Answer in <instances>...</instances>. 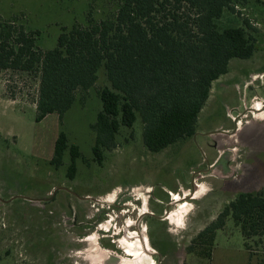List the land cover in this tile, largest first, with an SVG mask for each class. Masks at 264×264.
Wrapping results in <instances>:
<instances>
[{
	"label": "rangeland",
	"instance_id": "rangeland-1",
	"mask_svg": "<svg viewBox=\"0 0 264 264\" xmlns=\"http://www.w3.org/2000/svg\"><path fill=\"white\" fill-rule=\"evenodd\" d=\"M108 1L0 0V21L13 19L16 27L38 31L36 45L47 51L61 28L85 24L90 8L99 20L111 6ZM243 13L255 21L251 7ZM241 62L246 61L232 60L229 68L238 69ZM260 70L264 63L247 69ZM107 85L101 69L94 86L76 94L61 126L56 115L36 123L38 80L0 70V264H182L184 247L227 203L239 193L264 189V122L258 123L264 121V101L249 102L239 114L223 109L232 121L209 123L208 129L219 127L209 147L190 138L151 154L137 120L132 129L119 130L116 147L99 166L91 151V125L101 110L97 91ZM252 91L264 96L257 85ZM59 130L80 153L72 180L65 176L67 153L62 167L47 164ZM189 149L192 154L174 155ZM196 153L199 165L192 159ZM18 196L30 200L12 199ZM167 202L171 209L163 224L140 220L141 213H156ZM250 244L246 251L238 228L227 219L212 242V261L264 264V243Z\"/></svg>",
	"mask_w": 264,
	"mask_h": 264
},
{
	"label": "trees",
	"instance_id": "trees-1",
	"mask_svg": "<svg viewBox=\"0 0 264 264\" xmlns=\"http://www.w3.org/2000/svg\"><path fill=\"white\" fill-rule=\"evenodd\" d=\"M96 20L61 28L53 49L36 45L38 31L15 20L0 21V70L38 80L35 122L55 114L61 126L78 92L90 90L102 69L108 83L97 91L101 110L91 125L93 161L116 147L121 128L141 124L144 149L157 154L192 138L212 82L231 60H248L256 49L257 23L243 11L259 0H109ZM232 17H225V14ZM69 156L66 178L80 158L59 130L53 157L58 169ZM227 219L238 228L246 251L264 243V189L237 194L192 243L209 244ZM252 254V253H251ZM251 256V255H250Z\"/></svg>",
	"mask_w": 264,
	"mask_h": 264
},
{
	"label": "crops",
	"instance_id": "crops-1",
	"mask_svg": "<svg viewBox=\"0 0 264 264\" xmlns=\"http://www.w3.org/2000/svg\"><path fill=\"white\" fill-rule=\"evenodd\" d=\"M259 1L264 3V0H259ZM262 8H264V5L262 6L258 5L257 8H252L253 13L255 14L256 17L255 22L259 26L257 27L258 33L256 38L257 39L256 49L253 56L248 60H239L246 62H241L240 64H237L239 66L238 69H233L232 67L228 68V72L225 75L219 77L217 80L212 82L209 91V97L205 103V106L203 107V109L199 114L198 122H197L196 135L198 137H204V138H197L195 141L193 140V144L195 142H198V140H201L200 141L201 144L199 143L200 145L204 147H209V141L213 138V136L205 137L204 135L207 136L208 134H210L211 131H217L219 127L217 126L218 128H216L214 126L208 129L207 126L210 125L215 120L216 121L218 120L217 122L221 123L220 125L222 126L226 125L224 124L226 120L227 122L232 121V119L230 120L229 118H227V116L224 115V113L222 112V110L225 109L226 107H228L229 109L231 108L234 112L239 114L242 106L245 107L244 109H249L246 107V105L249 102H254V101L258 102L259 99L261 101H264V96H257L252 91V87L254 85H257L261 89H264V79L259 80V77L261 75H264V70H260L259 72L247 71V69L261 66L262 63H264V12H261L259 10ZM253 77L256 78L258 77V79H255ZM261 122L264 121L261 120L258 123ZM204 126L205 128L201 130V128H203ZM13 140L14 143H16L17 141L16 137H13ZM206 140H208V142ZM180 151H181L180 153L174 155L187 156L189 152L191 154L193 153V151L191 152L190 149L188 151L187 150L186 151L180 150ZM197 154L198 153H196V155L193 154V156L191 155L192 159L195 156L197 160V156H198ZM42 161H48V160L43 159ZM196 163L199 165L198 160L196 161ZM179 189H181V187H179Z\"/></svg>",
	"mask_w": 264,
	"mask_h": 264
},
{
	"label": "flooded vegetation",
	"instance_id": "flooded-vegetation-1",
	"mask_svg": "<svg viewBox=\"0 0 264 264\" xmlns=\"http://www.w3.org/2000/svg\"><path fill=\"white\" fill-rule=\"evenodd\" d=\"M236 125V121H234ZM214 131H211L210 134L205 137L214 136ZM197 138H204V137H198L195 134L192 136V140H196ZM208 142V140H206ZM190 188H192V185H190ZM66 192V191H65ZM68 194H71L69 192H66ZM77 199H81L80 197H77ZM173 204V203H172ZM171 203H165L163 208H160V210L154 212H149L148 209L146 212L141 213L140 220H143V218H150L153 221L157 222L158 224H163L164 221H167V217L170 213V207ZM176 205V204H174ZM159 208L158 206H155V209ZM165 232H168V229H164ZM212 250L213 246L212 244H197V243H189L186 247L183 249V262L182 264H215L212 261Z\"/></svg>",
	"mask_w": 264,
	"mask_h": 264
},
{
	"label": "water",
	"instance_id": "water-1",
	"mask_svg": "<svg viewBox=\"0 0 264 264\" xmlns=\"http://www.w3.org/2000/svg\"><path fill=\"white\" fill-rule=\"evenodd\" d=\"M62 190H64V191H66V192H69V193H71L68 189H66V188H61ZM15 198H23V199H28V200H30L29 198H26V197H14V198H12V199H15Z\"/></svg>",
	"mask_w": 264,
	"mask_h": 264
},
{
	"label": "bare ground",
	"instance_id": "bare-ground-1",
	"mask_svg": "<svg viewBox=\"0 0 264 264\" xmlns=\"http://www.w3.org/2000/svg\"><path fill=\"white\" fill-rule=\"evenodd\" d=\"M252 116H253V115H252ZM259 116L261 117V115H260V114H259ZM262 116H264V115H262ZM252 118H253V117H252ZM238 123H240V122L238 121V122H237V124H238Z\"/></svg>",
	"mask_w": 264,
	"mask_h": 264
}]
</instances>
